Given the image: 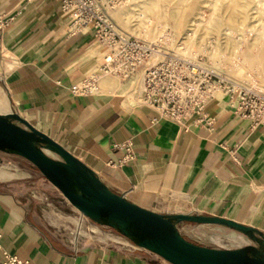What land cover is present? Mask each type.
<instances>
[{
	"label": "crops",
	"instance_id": "1",
	"mask_svg": "<svg viewBox=\"0 0 264 264\" xmlns=\"http://www.w3.org/2000/svg\"><path fill=\"white\" fill-rule=\"evenodd\" d=\"M0 14H17L4 34L8 58L0 54V114H19L142 208L225 218L264 234V125L252 129L225 96L207 106L211 126L161 118L139 102L140 74L127 81L102 76L98 94L73 95L72 85L98 71L103 52L96 38L68 34L61 0H0ZM137 78L141 87L131 95L129 83ZM127 140L134 142L135 159L107 166L124 156L114 146ZM48 182L35 170L15 174L0 166L6 251L32 264H171L111 228L93 223L85 231L80 214L72 222L88 239L79 241L75 230L72 238L62 236L39 209ZM177 228L202 246L252 244L226 226L181 222Z\"/></svg>",
	"mask_w": 264,
	"mask_h": 264
},
{
	"label": "built area",
	"instance_id": "2",
	"mask_svg": "<svg viewBox=\"0 0 264 264\" xmlns=\"http://www.w3.org/2000/svg\"><path fill=\"white\" fill-rule=\"evenodd\" d=\"M62 11L68 19V34L80 36L91 33L102 48L98 71L80 83L71 86V93L89 96L99 93L102 76H115L123 81L136 74L142 78L139 102L156 110L161 118L182 124L194 119L211 126L213 119L207 112L208 104L221 92L229 97L236 116L249 120L251 128L264 125V92L240 83L224 72L210 68L179 55L166 39L148 40L131 35L120 28L111 12L122 0H61ZM17 14H0V54L8 55L4 47L6 28ZM124 151L118 161L107 166L118 168L135 159L134 142L116 144ZM87 221H91L88 218ZM0 233V264H32L11 254L2 246ZM136 248H139L135 245Z\"/></svg>",
	"mask_w": 264,
	"mask_h": 264
},
{
	"label": "water",
	"instance_id": "3",
	"mask_svg": "<svg viewBox=\"0 0 264 264\" xmlns=\"http://www.w3.org/2000/svg\"><path fill=\"white\" fill-rule=\"evenodd\" d=\"M0 152L26 159L81 215L171 264H264L260 231L220 217L164 215L142 208L109 189L94 170L17 113L0 114ZM181 222L226 226L247 236L252 244L237 249L195 244L178 230Z\"/></svg>",
	"mask_w": 264,
	"mask_h": 264
},
{
	"label": "rangeland",
	"instance_id": "4",
	"mask_svg": "<svg viewBox=\"0 0 264 264\" xmlns=\"http://www.w3.org/2000/svg\"><path fill=\"white\" fill-rule=\"evenodd\" d=\"M258 1L261 3L259 4ZM122 3H125V9L132 14L129 27H122L114 16V13L124 5L119 6L115 12H111L112 18L124 31L130 33L132 29L136 34H133L134 36L143 38L140 36L143 29L139 15L151 16L156 14L157 7L154 0L146 2L145 0H128L127 4L125 0H122ZM169 3L175 5L179 3L181 9L178 10L179 12L174 9L164 15L166 16L164 20L166 31L172 30V21L168 20L169 18L176 20L180 15L183 16L181 37L170 39L174 46L178 42L179 45L181 44L180 46L183 44L189 53L200 55V62L207 63V65L224 72L241 83H254L258 89L260 88L259 90L262 91L263 89L262 92H264V61H262L264 60V0H169L164 6L165 9L173 6ZM144 24L149 26V33L154 36L153 40L161 36L156 19L152 22L144 21ZM194 32L193 49L189 50L185 38ZM237 69L241 71L242 76L232 73L231 70ZM251 79L253 80L251 81ZM129 86L132 95L135 90L141 87L140 79L132 80ZM221 97V94L217 95V98ZM49 155L59 159L57 155L50 152ZM0 157L2 158L0 166L10 167L15 174L19 169L23 171L35 170L27 160L21 157L5 153H0ZM45 192L47 198L39 201L40 212L53 224L59 234L72 238L71 232L74 233L76 229L72 220L75 219V223H77L76 217L80 214L79 211L73 208L51 183L48 182ZM79 219L85 220V231L87 227H92L93 222H87L85 216L80 214ZM77 226L79 232L83 231L81 225L77 224ZM103 228L107 227L103 226ZM75 237H78L79 241L88 239L87 234H78L76 230Z\"/></svg>",
	"mask_w": 264,
	"mask_h": 264
},
{
	"label": "bare ground",
	"instance_id": "5",
	"mask_svg": "<svg viewBox=\"0 0 264 264\" xmlns=\"http://www.w3.org/2000/svg\"><path fill=\"white\" fill-rule=\"evenodd\" d=\"M126 1V4H127V2H128V0H125ZM146 1H148V0H145V2ZM139 2V1H138ZM169 2V0H154V3L156 4V7H157V10L155 11L156 12V14H152L151 16H148V15H144V14H142V15H139L140 17V21H141V23H142V29H143V31H142V33H141V35L140 36H142L143 38H145V39H148V40H150V39H152V41H157V40H159V39H166V40H168L171 44H172V42H171V40L170 39H175V37H181V25H182V19H183V16L182 15H180L179 17H178V19H176V20H174L173 18L172 19H168V20H171L172 21V25H171V27H172V30L171 31H166L165 29H166V24H165V22H164V20H165V17L166 16H164V15H167V13H169L170 11H172V10H179V9H181V7L179 6V3L178 4H173V3H169V4H171V5H173L172 7H170V8H168V9H165L164 8V6L166 5V3H168ZM248 2V1H247ZM186 3H188V2H186ZM243 3V2H242ZM258 3L260 4L261 3V1H258ZM125 3H122L121 5H124ZM120 5V6H121ZM136 5V4H135ZM186 5V4H185ZM184 5V6H185ZM187 6V5H186ZM125 5L124 6H122V7H120L119 8V6L118 7H116L112 12H115V10H118L117 8H119V10L117 11V12H115L114 13V16H115V18L119 21V23L121 24V26L122 27H129L128 25H129V20H130V18H131V16H132V14L127 10V9H125ZM131 7H132V5H131ZM135 7V6H134ZM243 7V6H242ZM256 10V9H255ZM264 10V9H263ZM179 12V11H178ZM251 15V14H250ZM153 16V17H152ZM168 17V16H167ZM170 17V16H169ZM177 18V17H176ZM154 19H156L157 20V23H158V26L160 27V33H159V35H161V36H159V37H157L155 40H153L154 39V36L153 35H151L150 33H149V26L147 25V24H144V21H146V22H152V20H154ZM259 21V20H258ZM121 28V27H120ZM122 29V28H121ZM123 30V29H122ZM253 30V29H252ZM251 30V31H252ZM126 32V31H125ZM140 32V31H139ZM128 33V32H127ZM130 33H132L131 35H136L135 34V32L131 29L130 30ZM129 33V34H130ZM238 37H240L239 35H238ZM197 38V37H196ZM186 44L188 45V48H189V50H191V49H193V43H194V40H195V32L194 33H192V34H188L187 36H186ZM185 41V40H184ZM181 43V42H180ZM181 45V44H180ZM179 45V42L178 43H176L175 44V46L172 44V46L175 48V51L179 54V55H181V56H183V57H185V58H187V59H189V60H191L192 62H197L196 61V58L197 57H199L200 55H197L196 53L195 54H192V53H189L186 49H185V47H183V44H182V46H180ZM178 46V48H176ZM187 48V49H188ZM236 51V50H235ZM215 52V51H214ZM236 53V52H235ZM215 54V53H214ZM216 55V54H215ZM249 55V54H248ZM250 56V55H249ZM256 56V55H255ZM231 57V56H230ZM233 57V56H232ZM240 57V56H239ZM250 57H252V55L250 56ZM224 58V57H223ZM254 58V57H253ZM230 59V58H229ZM239 59V58H238ZM237 59V60H238ZM248 59H249V57H248ZM251 59V58H250ZM215 61V60H214ZM239 61V60H238ZM262 61H264V60H262ZM225 64V63H224ZM249 64V63H248ZM255 64H256V62H255ZM203 65L204 66H207V67H210V68H213V67H211V66H209V65H207V63H203ZM226 65V64H225ZM230 65V64H229ZM228 65V66H229ZM224 66V65H223ZM254 66V65H253ZM226 67V66H225ZM255 68V67H254ZM232 71V73L233 74H235V75H237V76H242V74H241V71H239L238 69L237 70H231ZM242 71H243V69H242ZM253 79H251V81H252ZM247 81H248V79H247ZM239 82V81H238ZM241 83V82H240ZM245 84H247V85H250V86H252V87H254V88H256V89H258L255 85H254V83L253 84H251V83H245ZM260 89V88H259ZM258 89V90H259ZM261 91V90H260ZM262 91H263V89H262ZM218 94H221L223 97L225 96V95H223L221 92H218V93H216V98H217V95ZM225 97H227V96H225ZM227 98H229V97H227ZM78 211V210H77ZM87 218V217H86Z\"/></svg>",
	"mask_w": 264,
	"mask_h": 264
},
{
	"label": "trees",
	"instance_id": "6",
	"mask_svg": "<svg viewBox=\"0 0 264 264\" xmlns=\"http://www.w3.org/2000/svg\"><path fill=\"white\" fill-rule=\"evenodd\" d=\"M26 160V159H25ZM29 162V161H28ZM30 163V162H29ZM31 164V166L35 169V170H37L38 172H40L39 171V169L37 168V167H35L32 163H30ZM41 173V172H40ZM42 174V173H41ZM110 189V188H109ZM94 223V222H93ZM94 224H96V223H94ZM96 225H98V224H96ZM100 226V225H99ZM113 230V229H112ZM115 231V230H114ZM115 232H117V231H115ZM184 237V236H183ZM185 238V237H184ZM186 239V238H185ZM186 240H188V239H186ZM188 241H190V240H188ZM191 242V241H190ZM192 243H194V242H192ZM196 244V243H195Z\"/></svg>",
	"mask_w": 264,
	"mask_h": 264
},
{
	"label": "flooded vegetation",
	"instance_id": "7",
	"mask_svg": "<svg viewBox=\"0 0 264 264\" xmlns=\"http://www.w3.org/2000/svg\"><path fill=\"white\" fill-rule=\"evenodd\" d=\"M0 153H2V152H0Z\"/></svg>",
	"mask_w": 264,
	"mask_h": 264
}]
</instances>
